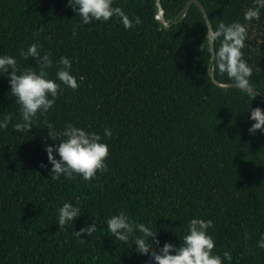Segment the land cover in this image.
I'll use <instances>...</instances> for the list:
<instances>
[{"label": "trees", "instance_id": "1", "mask_svg": "<svg viewBox=\"0 0 264 264\" xmlns=\"http://www.w3.org/2000/svg\"><path fill=\"white\" fill-rule=\"evenodd\" d=\"M161 1L173 20L189 0ZM200 1L214 28L245 25L244 59L262 95L213 81L208 25L196 4L167 26L157 18V0H114L141 20L125 29L117 17L83 25L68 0H0V56L15 57L21 71L35 67L20 51L37 43L53 59L50 78L66 56L79 85L62 87L30 133L0 130V264H149L131 240L108 232L107 219L120 211L157 232V251L165 242L179 247L190 219H211L214 254L230 252L231 264H264V131L249 132L251 109H264V8L258 20L246 21L257 0ZM15 99L0 76V119L11 114L13 124L21 122ZM48 123L101 135L110 148L107 171L91 181L51 180ZM65 202L79 204L82 216L59 229ZM94 222L97 232L82 242L75 231Z\"/></svg>", "mask_w": 264, "mask_h": 264}, {"label": "clouds", "instance_id": "2", "mask_svg": "<svg viewBox=\"0 0 264 264\" xmlns=\"http://www.w3.org/2000/svg\"><path fill=\"white\" fill-rule=\"evenodd\" d=\"M70 7L81 18L83 25L92 24L93 21L107 22L117 17L125 29H131L141 23L139 17L130 18L120 7L114 6V0H68ZM260 8H264V0H257V6L249 8L244 15L246 21L260 18ZM207 23L206 39L213 62L208 67L209 72L219 71L227 74L236 87L245 92L250 98L257 92L251 85L253 68L244 59L243 49L246 46L247 29L242 23H220L214 28L205 18ZM73 35H76L75 31ZM220 46L215 48L216 42ZM42 46L33 43L27 50H21L20 56L24 60L32 58L36 66H29L21 71L18 61L10 55L0 56V76H7L11 88V95L15 97V103L20 106V120L12 123L13 116L7 114L0 119V130H6L11 125L15 132L30 133L34 127V121L38 115H46L55 105L62 87L73 90L78 88V82L72 75V61L66 57H60L57 62L55 79L50 78L49 70L54 67L53 59L49 53L41 55ZM59 81V82H57ZM251 120L255 121L249 128L250 133L258 130L264 131V109L257 107L251 109ZM48 139L52 144L45 142L44 149L48 162L51 164L49 175L51 180H73L76 176L85 181H91L97 177L98 172H106V163L110 148L103 143L101 135L96 132L79 128L72 123L66 124L62 129L56 130L48 123ZM104 135L111 137L112 131L104 129ZM58 142V143H56ZM59 157V158H57ZM47 167V165H41ZM79 204L71 202L63 203L58 209L57 225L64 229L67 225L81 217ZM108 232L115 240L127 244L130 240L136 246V252L142 256H149V264H231L232 255L225 251L223 257L214 254L217 242L214 241L209 229L214 227L211 219L192 218L187 223V229L179 247L170 242H165L162 247L157 239V232L142 222H137L124 211L111 215L107 221ZM97 232L96 222L86 226L75 235L92 237ZM82 242L84 239H82ZM258 246L264 248V236L258 241Z\"/></svg>", "mask_w": 264, "mask_h": 264}, {"label": "water", "instance_id": "3", "mask_svg": "<svg viewBox=\"0 0 264 264\" xmlns=\"http://www.w3.org/2000/svg\"><path fill=\"white\" fill-rule=\"evenodd\" d=\"M157 3H158V7H159V12H158V15H157V18L159 21H162L165 25L167 26H172L173 24H175L176 22H181L183 21L187 16L188 14L190 13V10L192 8V6L194 4H196L202 11L204 17L209 21V23L213 26L212 24V21L210 19V16H209V13L205 7V5L200 1V0H189L187 2V4L185 5V7L183 8V10L173 19V20H168L165 16V11H164V7H163V4H162V1L161 0H157ZM214 27V26H213ZM212 61H213V57H212ZM211 76L213 78V81L218 85V86H221V87H225V88H228V87H236L235 83L234 82H222V81H219L217 78H216V74L215 72H211ZM255 90V89H254ZM257 92L258 95H262L261 92L255 90ZM263 99H264V96H263Z\"/></svg>", "mask_w": 264, "mask_h": 264}]
</instances>
